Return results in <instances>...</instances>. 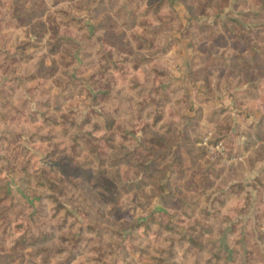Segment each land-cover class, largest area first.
I'll list each match as a JSON object with an SVG mask.
<instances>
[{
    "label": "rangeland",
    "instance_id": "rangeland-1",
    "mask_svg": "<svg viewBox=\"0 0 264 264\" xmlns=\"http://www.w3.org/2000/svg\"><path fill=\"white\" fill-rule=\"evenodd\" d=\"M72 248L264 264V0H0V264Z\"/></svg>",
    "mask_w": 264,
    "mask_h": 264
},
{
    "label": "trees",
    "instance_id": "trees-1",
    "mask_svg": "<svg viewBox=\"0 0 264 264\" xmlns=\"http://www.w3.org/2000/svg\"><path fill=\"white\" fill-rule=\"evenodd\" d=\"M82 173H83V177L86 180H89L90 179L88 172H82ZM33 180L43 190L48 191V192L49 191H53L54 183H52L49 180H47L46 177L44 176V173L43 172H36L35 175L33 176ZM102 185H104V187H105V185H108V184H106L105 182H103ZM50 195H51V200H52L53 204L55 206H57L56 211L57 212L63 211L65 213V215H68V212L66 210H64V208L62 207V203L58 199L59 196H56V195H53V194H50ZM83 229H85V231L87 233H89V234H96V235L109 234L110 232H113V230L110 229L109 227H99L97 225L85 226V228H83ZM46 235L47 236H50L48 233ZM22 239H23V243H24L25 242L24 241V238H22ZM43 239H46V236H44ZM68 241H70L69 238H67L66 242H68ZM40 243H42V242H36V240H34V243L33 244H26L25 243V244H22L21 247H23L24 249L25 248H28V247H35V245H38ZM75 249L76 248H72V250H68V252H67V255L68 256L66 257V260H65V263L64 264H70L72 262V260L74 259V255H75V252H73V250H75Z\"/></svg>",
    "mask_w": 264,
    "mask_h": 264
},
{
    "label": "built area",
    "instance_id": "built-area-1",
    "mask_svg": "<svg viewBox=\"0 0 264 264\" xmlns=\"http://www.w3.org/2000/svg\"><path fill=\"white\" fill-rule=\"evenodd\" d=\"M208 138L204 139V146L209 148V149H215L218 153L222 154L223 150H224V146L222 144H218L215 148H211L210 146H208ZM239 159V161L241 160L240 158H237V160ZM234 161H236V159H234Z\"/></svg>",
    "mask_w": 264,
    "mask_h": 264
}]
</instances>
